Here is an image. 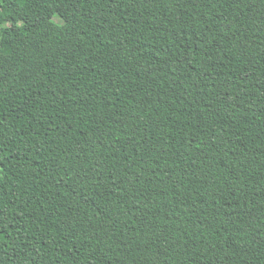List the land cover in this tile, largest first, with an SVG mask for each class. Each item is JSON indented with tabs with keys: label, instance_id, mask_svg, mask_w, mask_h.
Segmentation results:
<instances>
[{
	"label": "trees",
	"instance_id": "trees-1",
	"mask_svg": "<svg viewBox=\"0 0 264 264\" xmlns=\"http://www.w3.org/2000/svg\"><path fill=\"white\" fill-rule=\"evenodd\" d=\"M0 264H264V0H0Z\"/></svg>",
	"mask_w": 264,
	"mask_h": 264
},
{
	"label": "rangeland",
	"instance_id": "rangeland-1",
	"mask_svg": "<svg viewBox=\"0 0 264 264\" xmlns=\"http://www.w3.org/2000/svg\"><path fill=\"white\" fill-rule=\"evenodd\" d=\"M54 20L57 21V22H61V19L58 16H55Z\"/></svg>",
	"mask_w": 264,
	"mask_h": 264
}]
</instances>
